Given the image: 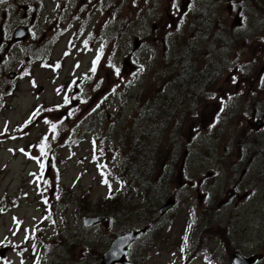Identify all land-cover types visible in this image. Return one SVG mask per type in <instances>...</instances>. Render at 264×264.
I'll use <instances>...</instances> for the list:
<instances>
[{"label": "rangeland", "instance_id": "374dc122", "mask_svg": "<svg viewBox=\"0 0 264 264\" xmlns=\"http://www.w3.org/2000/svg\"><path fill=\"white\" fill-rule=\"evenodd\" d=\"M70 1L0 0V264H99L117 234L152 222L131 250L135 264H233L239 238L264 264V153L238 160L239 146L252 147L248 157L264 151L252 118L264 93L257 108L246 98L263 88L264 58L255 87L233 58L219 100L202 102L200 84L209 43L234 38L218 22L231 28L239 4ZM241 17L258 27L264 10ZM18 27L29 36L16 43ZM176 194L179 205L159 218ZM85 216L106 222L85 228Z\"/></svg>", "mask_w": 264, "mask_h": 264}, {"label": "flooded vegetation", "instance_id": "af4514ba", "mask_svg": "<svg viewBox=\"0 0 264 264\" xmlns=\"http://www.w3.org/2000/svg\"><path fill=\"white\" fill-rule=\"evenodd\" d=\"M237 4H239V9L237 10V18L235 20V23L233 24V26L230 28L225 22H222L223 19L220 20L219 24H218V31L221 32V34L225 37L226 35L223 34L222 32H227L230 31L232 32V34H234V38L237 37V33L236 30H239L240 35L242 36V38L240 40L234 41V38L231 42L226 41L225 39L219 43V49H213V51H211V55H209L206 59H205V66L202 67L203 71H204V95L206 98L202 99V102H212V104L214 103L213 100L215 99V96H218V100L220 99V95H221V86H222V80L223 77L226 73V71H229L231 68V65L229 64L230 58H233L232 64L236 65V68L239 69H251V67L256 66L259 62L258 57H264V23L258 24V27H247L243 24L242 21V14H245L246 10L248 11L251 8H256L259 11H263L264 10V6L263 5H258L259 0H234ZM73 1L70 0H65L64 4L65 7L71 8L73 7L75 4L73 3ZM232 5H230V10H232ZM35 19V17H33ZM33 19V20H34ZM264 20V19H262ZM245 28H249V29H245ZM245 29V30H244ZM236 42V43H235ZM258 43H260V45H258ZM233 44V46L231 45ZM223 46H227V49H224ZM246 58H248L246 60ZM264 67V66H262ZM239 79L242 81V84H246L247 82H251L252 86L255 87L256 86V76L254 75H247V74H241V77L239 76ZM241 84V85H242ZM263 88L260 89L259 92H255L254 94V98L250 97H246L247 100L250 101H258V103H256V106L258 107V105L261 104V100H259V97H261V94L259 93H264V83H263ZM220 96V97H219ZM257 96V97H256ZM236 98V97H234ZM251 98V99H250ZM212 100V101H211ZM250 104H254L252 102H250ZM220 105V103H219ZM239 106V105H238ZM237 106V108H239ZM261 106V105H260ZM256 107V108H257ZM219 110V111H218ZM216 117H218L219 119L223 118L225 115L224 113L220 114V109H218ZM191 116L193 117V113L191 112ZM215 116V114H214ZM252 118H254L255 120H261L264 122V107L263 108H259L253 110L252 113ZM224 119V118H223ZM221 119V120H223ZM264 130V128L260 129V130H256L257 133H260V131ZM246 153H253L252 151V147L245 148ZM213 150H209L207 152L208 155H212ZM245 153L243 152V148L239 147L238 150V160L241 164H243V162L247 161V160H252V158L256 155L253 154L251 157H248V155L245 153V156H243L242 154ZM216 154V153H215ZM207 158V157H206ZM208 159V158H207ZM182 185H186L185 183H182ZM188 184L185 186L187 187ZM180 187H184V186H180ZM175 200H176V204L175 205H179V201L177 197H180L178 194L173 195ZM181 198V197H180ZM224 202H222L223 204ZM211 206H206L207 212H210ZM194 212V210L192 211ZM190 214V213H189ZM188 214V215H189ZM238 243H239V252L244 255V256H251V253H247L245 251L242 250V246L247 245L250 243V239H244L242 240V238L238 239Z\"/></svg>", "mask_w": 264, "mask_h": 264}, {"label": "water", "instance_id": "95a60500", "mask_svg": "<svg viewBox=\"0 0 264 264\" xmlns=\"http://www.w3.org/2000/svg\"><path fill=\"white\" fill-rule=\"evenodd\" d=\"M27 38V31L24 28H20L14 34V41H21ZM138 42L137 45L138 46ZM0 47H1V40H0ZM258 127H262L263 123L258 122ZM174 205V201H168L161 209L160 214L163 215L167 212L172 206ZM85 227L89 228L100 223H105L102 217L99 216H86L83 219ZM148 228H143L140 230H132L126 232L118 237H116L108 246L106 251L102 254L100 258V264H133L127 259L129 253L130 245L141 239L144 234L147 232ZM6 250V249H5ZM5 250L0 253L1 257H5ZM234 264H253L254 259H243L241 255L235 254L233 258Z\"/></svg>", "mask_w": 264, "mask_h": 264}, {"label": "snow or ice", "instance_id": "6c2138e0", "mask_svg": "<svg viewBox=\"0 0 264 264\" xmlns=\"http://www.w3.org/2000/svg\"><path fill=\"white\" fill-rule=\"evenodd\" d=\"M174 6H175V5H174ZM85 47H87V44H85ZM98 60H99V57H97V61H95L94 64L97 63ZM76 66L79 67V65H76ZM110 66L114 67L113 65H110ZM91 71H92L93 73H95V71H96L95 66L91 69ZM115 73H116V75H119V73H120V69H119V68H115ZM233 82L235 83V80H233ZM33 86H34V87L36 86L34 82H33ZM66 102H67V98H66ZM81 102H82V103H86V101H81ZM48 111H51V110L49 109ZM39 112H40V109H37L36 113L33 114V117L37 116V115L39 114ZM44 122H45V123H50V124H51V128H52V131H53V132L56 131V127H57V125H56L55 123H51V122L48 121L47 119H46ZM30 123H32V118H30V119L26 122V125H27V124H30ZM47 140H48V137H47V136L43 137L41 143L37 146V147L39 148V150H40V152H41L42 155H47V152L45 151L46 144H47ZM20 151H21V152H24L23 149H21ZM25 154L28 155L27 153H25ZM29 158H30V159H37L36 157H31V156H29ZM37 162L39 163V160H38V159H37ZM40 167H41V169L43 170V168H44V164L41 163V164H40ZM103 182H104L105 184H108L109 188L111 189V184L108 183L107 179H105ZM109 198H111V195H110ZM45 203H46V201H45ZM5 264H7V262H5Z\"/></svg>", "mask_w": 264, "mask_h": 264}, {"label": "trees", "instance_id": "16d2710c", "mask_svg": "<svg viewBox=\"0 0 264 264\" xmlns=\"http://www.w3.org/2000/svg\"><path fill=\"white\" fill-rule=\"evenodd\" d=\"M220 1H223V0H220ZM231 33H232V32H231ZM203 65L205 66V63H204ZM194 67H195V65H194ZM200 72H201V73H204V71H203V70H202V71H200ZM200 81H203L202 77L200 78ZM202 95H203V96H205V95H204V92H202ZM254 97H255L254 95H253V96H251V98H254ZM251 98H250V99H251ZM195 104H196V103H195ZM252 105H254V106H255V108L257 107V106H256V104H252ZM118 214H119V216H121L123 213H121V214H120V213L118 212ZM152 216L154 217V215H153V214H152ZM151 222H152V221H151ZM123 224H124V223H123ZM141 227H142V226H141ZM119 234H120V233H119ZM119 234H117V236H118ZM115 237H116V236H115ZM115 237H114V238H115ZM130 256H131L130 258H131V259H133V258H132V255H130Z\"/></svg>", "mask_w": 264, "mask_h": 264}, {"label": "bare ground", "instance_id": "6f19581e", "mask_svg": "<svg viewBox=\"0 0 264 264\" xmlns=\"http://www.w3.org/2000/svg\"><path fill=\"white\" fill-rule=\"evenodd\" d=\"M188 2V1H187ZM21 27H18L15 31H17V30H19ZM212 45V44H211ZM214 47H215V45H214ZM199 79V78H198ZM250 102H252V103H254V104H256V103H258V101L256 100V101H250Z\"/></svg>", "mask_w": 264, "mask_h": 264}]
</instances>
